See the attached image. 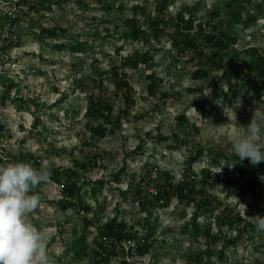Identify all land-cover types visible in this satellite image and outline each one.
<instances>
[{"label": "trees", "instance_id": "trees-1", "mask_svg": "<svg viewBox=\"0 0 264 264\" xmlns=\"http://www.w3.org/2000/svg\"><path fill=\"white\" fill-rule=\"evenodd\" d=\"M178 0H153L152 8H148L145 0H130L131 5L128 9L117 0L101 1L102 11L105 12L100 23L103 24V33L106 34L101 38V33L96 28L91 33H86L87 39H81L79 35L66 38L70 34L68 28L54 25L49 28L43 27L38 21L30 19L25 31L31 35L36 42L42 45H50L57 52H68L76 55L78 63L83 64L87 57L94 54V43L100 38L109 39L113 33L119 30V41L129 44H139L141 48H136L129 54L122 56L118 65L113 64L109 72L98 71L93 69V82H97V87L103 91V81L112 84L121 98L120 108L114 112V107L103 95L98 97L93 94L87 96L88 105L85 110L86 122L84 124V135L87 133L88 138L80 137V147L78 154L84 159V163L74 156L70 151L71 166H56L51 160L52 156L60 153L59 150L44 151L42 154H34L24 150L23 142H20V150L17 154L2 149L0 164L9 162H31L35 167L40 168L44 161L47 164L44 167L51 166L50 183L55 184L59 189L60 199L55 202H48L44 199L43 184L33 190V194H38L40 200L46 204L58 209L61 213L68 211L76 215L82 222V228L79 234L73 228L71 238L64 242L63 252L57 258L53 259L58 264L81 263L85 264H137L134 258H141L151 255L154 247L157 245H166L165 235H173L174 230L165 227L161 235L164 237L159 240L157 232L159 229L158 216L155 214L156 209L167 210L170 208L172 201L177 208L180 207L176 218L182 221L178 227L179 234L188 236L193 243L200 244L201 248L189 251L183 259L191 264H227L229 252L237 249L239 246L246 248L251 244L254 254L264 256V244L258 245L255 242L253 233L256 230L255 224L243 218L237 206H222L216 203L214 195L209 190L215 185L223 183L225 187L239 190H252L255 179L264 175V162L258 165L250 164L248 159L239 160L235 155L228 160L233 161L238 167L236 177L220 178L213 174V167L219 166L221 159L226 160V156L221 153H212L210 150H203L200 145H195L193 151L183 161L182 177L175 181L174 175L168 172L156 170V180L154 183V192H148L138 186L129 183L124 191H120L123 199H130L131 204L137 202V213L140 219H134L126 222L124 215L125 210L120 209V204L114 208V215L106 222L101 223V214L105 211V199L101 198L104 187L108 183L119 184L121 176L125 174V167H121L115 174L103 175L97 180H90L85 175L92 169L99 167L98 162L101 160V153L97 148V140L103 139L108 133H113L124 120L134 105L132 98L133 89L127 79L125 72L121 70H132L144 75L146 82V92L153 95L161 84L162 79L158 78L153 70V54L156 43L161 38L169 41L172 48L174 60L181 59L187 63H192L195 70L190 73V79L193 82L208 81L214 71L220 72V77L215 82L230 83L229 93L233 102H238L241 91L246 96L243 102L246 105L264 103V48H248L238 52L235 46L238 43V36L233 32L235 25H242L244 29L253 27L263 13L259 9L247 8L249 0H227L222 6L206 9L201 16H198L199 4L197 2L192 7L184 6L180 8L174 16H170L168 9ZM77 7L88 9V6L82 0H75ZM46 4L45 9L51 11L53 2L51 0H35L34 4L28 1H21L20 4L26 6L28 11H38L40 7ZM145 3V4H144ZM54 4H59L55 2ZM20 11H16L14 16L11 13H3L0 16L2 23L9 25L10 38L5 40L0 47V54L4 57L8 45H12L14 40L21 38L23 23ZM115 14V18H112ZM245 14V16H243ZM92 18V21H95ZM54 42V44H53ZM103 44L101 43L99 47ZM124 47V46H123ZM123 47H115L114 54L118 57ZM81 59V60H80ZM97 64V60H92V66ZM148 70V71H147ZM149 72V73H148ZM141 74V75H142ZM86 78H77L74 75L71 78V87L86 86ZM233 84H232V83ZM0 85L3 91L0 92V105H5L8 100L14 101V107L17 112L26 111L28 108L26 100L20 96V85L7 76L0 75ZM218 86V85H217ZM221 93L222 88H219ZM228 94V93H227ZM227 94H223L226 97ZM162 97H167L163 94ZM211 98L212 96H208ZM34 105L33 113L38 114L44 104L36 103L37 101L29 100ZM207 98L196 100L190 103V107L195 111L207 112ZM26 109V110H25ZM67 114V112L65 111ZM74 116L78 115L77 111H72ZM173 132L170 136H162L158 133L154 136L157 143L174 141L175 145H180L188 141L191 133H196L198 129L194 124H189L186 114L183 112L173 119ZM111 127V128H108ZM0 139H6L1 134ZM22 129V128H20ZM32 131L36 130L35 123L32 124ZM187 132V133H186ZM39 137L40 132H37ZM141 142L136 152L143 148ZM93 148L94 152L84 149ZM172 148L176 149L175 146ZM62 151V150H61ZM204 151L208 152V166L200 171L203 180L198 182V177L191 170L192 165L198 162ZM63 152V151H62ZM81 170V171H79ZM149 173L150 170L148 171ZM109 179V180H107ZM144 179L141 178L138 183ZM242 181L245 186L242 187ZM199 187V188H198ZM86 188V189H85ZM87 198L92 201L91 205L84 200ZM187 209H190V216L187 218ZM91 215L90 218L87 216ZM259 215H264L261 210ZM31 222L36 226L35 220ZM202 219V221H200ZM67 223V222H65ZM63 224H57V234L61 235ZM93 227L96 235L91 240L87 239V229ZM54 238L50 240L49 246L53 243ZM123 244H128V251L125 252ZM47 245V246H48ZM48 246V247H49ZM236 255V254H235ZM129 259V261L126 260ZM252 264H264L260 259H255Z\"/></svg>", "mask_w": 264, "mask_h": 264}, {"label": "rangeland", "instance_id": "rangeland-1", "mask_svg": "<svg viewBox=\"0 0 264 264\" xmlns=\"http://www.w3.org/2000/svg\"><path fill=\"white\" fill-rule=\"evenodd\" d=\"M21 1L24 0H0V16L7 12L14 16L16 11H20L19 15L23 20L21 38L14 40L12 45H8L4 57L0 54V75L7 76L20 85V96L26 100L25 106L28 109L17 112L14 101L11 100H8L5 105H0L1 134L6 138L0 139V156H4L1 153L3 148L17 154L20 150L19 144L23 142L22 148L34 154H43L46 151L48 155L50 150H59L60 153L51 157L56 166L64 168L71 166L70 151L74 152V156L84 163L85 160L78 154V150L81 142L80 137L84 139L89 137L87 133L84 135L87 96L89 94L96 97L103 95L114 107V112L121 106L120 92L105 80L103 86L106 89L101 91L97 87V82H93L92 71L97 69L109 72L113 64L118 65L122 56L136 48H141V45L119 41V30L117 33H113L109 39L100 40L106 36L103 33L104 26L100 23L105 12L102 11L101 4L97 0H82L88 9L77 7L75 0H51L53 2L51 11L46 10V4L43 3V6L35 12L28 11L27 5H17ZM25 1L31 5L35 2V0ZM101 1L104 2V0ZM117 1L124 4L127 9L131 5L130 0ZM145 1L147 7L152 8L153 0ZM199 1L198 16H201L206 9H211L218 4L224 6L223 4L227 2V0H178L168 9V13L170 16H174L180 8L192 7ZM55 2H59V4H54ZM246 6L261 10L263 15L259 17L253 27L248 29H244L242 25L234 26L233 32L238 36V43L235 46L238 52L251 47L264 48V0H249ZM111 17L115 18V14H112ZM92 18L96 20L92 21ZM30 19L38 21L45 28L54 25L68 28L70 34L66 35V38H69V35H79L81 39H87L86 33H91V30L96 28L101 33V38L94 43L95 53L87 57L83 64H80L76 55L57 52L50 45L41 46L31 35L27 34L25 28ZM9 38V25L0 21V47ZM101 43L103 45L99 47ZM115 47H123L118 57L114 54ZM152 48L155 50L153 70L157 77L162 79L161 84L153 95H149L146 92V82L142 73L128 69L120 71L127 74V79L133 89L132 98L135 103L129 111V115L120 121L119 127L113 129V133H108L105 138L96 141L98 151L102 154L101 160L98 162L99 167L85 175L92 181L103 175L115 174L121 167H125L126 173L121 176L119 184L108 183L104 187L101 198L105 199V211L101 214V223L113 217L114 208L118 204H120L121 210L126 211L124 215L126 222L133 218L140 219L141 216L137 213L134 202L131 204L129 197L123 199L119 192L127 189L130 182L136 186L139 185L143 190L154 192V183L151 181L152 179L156 180L157 172L153 168H157L160 172L169 171L174 175L175 181L180 180L182 169L185 168L182 163L193 151L195 145H200L203 150H210L212 153L217 152L226 156V160H219L220 165L211 169L213 174L220 178L236 177L238 167L233 161L228 160L235 155L231 150L230 137L237 130L245 131L244 126L250 122L252 112L257 106L264 109V103L246 105L243 102L246 96L243 91L239 94L238 102H233L229 93L230 83H219L218 86H215V82L220 77L218 71L212 72L208 81H191L190 73L195 70L194 65L181 59L175 61L167 39L161 38L160 42ZM94 59L97 60V64L93 67L92 60ZM74 75H77V78L85 77L86 86L81 89L79 87L73 89L70 81ZM220 87L222 88L221 93ZM1 91H3V87L0 85ZM163 94H167V97H162ZM223 94H227L226 97ZM208 96H212V100ZM206 98L207 112L195 111L190 107V103L193 101ZM29 100L44 104L38 114L33 113L34 105ZM72 111H77L78 115L74 116ZM182 112L186 114L189 124H194L198 131L192 132L188 141L185 140L180 145H175L174 141L157 143L154 139L156 133L162 136L172 135L173 119ZM34 123L37 130L35 132L31 130ZM108 128L111 127L108 126ZM37 132L41 133L40 137ZM141 142L144 144L143 148L136 152ZM172 146H175L176 149ZM84 150L85 152H94L93 148ZM207 151H204L198 162L191 167L194 174L198 176L196 178L198 182L203 180L200 171L209 165ZM46 164L47 161H44L42 166ZM149 170L151 173L148 172ZM141 178L144 180L138 183ZM241 186H245L244 181ZM43 190V200L55 202L60 199V189L55 184L44 183ZM209 193L214 195L215 202L222 206H237L236 208L240 210L243 218L250 220L249 218L259 215L260 211L264 210V175L255 179L252 190L243 191L238 188L228 190V187L221 183L211 188ZM235 197L240 204L246 206L245 211ZM84 200L94 205V202L92 203L87 198ZM179 210L180 207L177 208L173 201L167 210L156 209L159 240L164 237L160 233L165 227L173 229L174 236L165 235L166 245H156L151 255L134 258L133 260H136L137 264H191L189 261L186 262L183 257L189 251L201 248V246L198 242L193 243L188 236H182L176 231L182 224V221L176 218ZM186 211L187 218H189L191 210L187 209ZM29 215L35 220L36 227L43 234L47 245L54 238L53 243L48 245L49 247L47 246L48 254L52 264H58L53 259L63 252L64 242L71 238L73 228L77 234L80 233L82 222L72 212L61 213L44 201H41L40 207ZM87 217L90 218L91 215ZM63 223L61 235L57 234L56 225ZM96 234L93 227L87 229L88 240H91L92 236ZM252 236L255 237L254 240L259 246L264 244V231L255 230ZM253 247L252 244L246 248L239 246L232 255L231 250L228 254L227 264H252L255 259L263 261L264 256L254 254ZM85 263L86 261L71 264Z\"/></svg>", "mask_w": 264, "mask_h": 264}, {"label": "clouds", "instance_id": "clouds-1", "mask_svg": "<svg viewBox=\"0 0 264 264\" xmlns=\"http://www.w3.org/2000/svg\"><path fill=\"white\" fill-rule=\"evenodd\" d=\"M244 128L230 137L231 150L239 160L248 159L255 166L264 162V109L257 106ZM50 179V164L40 168L31 162L0 164V264H52L47 241L29 215L41 203L33 190ZM240 205L245 211L246 206ZM249 219L257 231H264V215Z\"/></svg>", "mask_w": 264, "mask_h": 264}, {"label": "built area", "instance_id": "built-area-1", "mask_svg": "<svg viewBox=\"0 0 264 264\" xmlns=\"http://www.w3.org/2000/svg\"><path fill=\"white\" fill-rule=\"evenodd\" d=\"M134 206L137 207V206H138V203L136 202V203L134 204ZM123 249H124L125 252H127V251H128V244H123ZM126 260L129 261L128 258H126Z\"/></svg>", "mask_w": 264, "mask_h": 264}]
</instances>
